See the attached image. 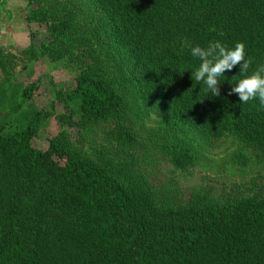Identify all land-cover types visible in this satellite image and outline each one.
Listing matches in <instances>:
<instances>
[{"label":"trees","instance_id":"trees-1","mask_svg":"<svg viewBox=\"0 0 264 264\" xmlns=\"http://www.w3.org/2000/svg\"><path fill=\"white\" fill-rule=\"evenodd\" d=\"M22 1L28 44L0 45V264H264L263 192L157 172H186L226 137L264 156V108L228 95L239 66L211 96L185 46L243 42L251 74L264 0ZM36 62L71 80L45 96L16 79ZM50 119L58 131L34 147Z\"/></svg>","mask_w":264,"mask_h":264},{"label":"rangeland","instance_id":"rangeland-1","mask_svg":"<svg viewBox=\"0 0 264 264\" xmlns=\"http://www.w3.org/2000/svg\"><path fill=\"white\" fill-rule=\"evenodd\" d=\"M20 1L22 11L19 9L17 14L20 25L18 23L13 27L18 29L17 32L25 33L26 37L22 34V38L7 39L3 43V46L13 53L28 44L26 29L23 25V1ZM17 69L18 67H15L14 70ZM36 78L42 82L39 91L46 96L50 82L68 83L71 80V74L59 63L36 62L28 64L16 76V79L22 82ZM151 124L149 123V126ZM57 131L58 126L55 121L48 120L44 127L38 129L36 136L32 139V145L40 149L45 148L47 139ZM168 167L165 161L161 162L160 167L157 168L158 176L164 175L174 180L177 179L178 183L183 186H202L228 195L242 189H255L264 194V156L242 147L233 137H226L218 143L203 148L186 172L176 171L168 174L166 173Z\"/></svg>","mask_w":264,"mask_h":264},{"label":"clouds","instance_id":"clouds-1","mask_svg":"<svg viewBox=\"0 0 264 264\" xmlns=\"http://www.w3.org/2000/svg\"><path fill=\"white\" fill-rule=\"evenodd\" d=\"M219 35L223 36L224 33L220 32ZM185 46L190 47L191 56L200 61L199 66L191 72V79L197 84L203 82L211 96L220 95V77L239 66V72L244 78L231 87L228 95L236 94L240 103L258 99L260 106L264 108V64L247 74L251 60L245 59L243 42H237L233 48L226 47L218 40L210 42L207 47L190 46L187 41Z\"/></svg>","mask_w":264,"mask_h":264},{"label":"crops","instance_id":"crops-1","mask_svg":"<svg viewBox=\"0 0 264 264\" xmlns=\"http://www.w3.org/2000/svg\"><path fill=\"white\" fill-rule=\"evenodd\" d=\"M20 5V0H0V45H3L7 39L22 38V34L26 37L25 33L17 32L18 29L13 27L19 23L17 14L19 9L22 11Z\"/></svg>","mask_w":264,"mask_h":264}]
</instances>
